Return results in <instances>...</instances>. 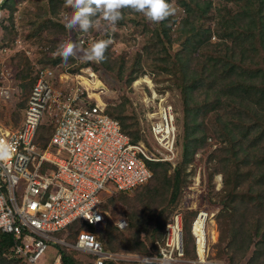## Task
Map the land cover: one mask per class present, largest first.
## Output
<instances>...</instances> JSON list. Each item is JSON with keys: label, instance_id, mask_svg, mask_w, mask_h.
Listing matches in <instances>:
<instances>
[{"label": "built area", "instance_id": "1", "mask_svg": "<svg viewBox=\"0 0 264 264\" xmlns=\"http://www.w3.org/2000/svg\"><path fill=\"white\" fill-rule=\"evenodd\" d=\"M7 1L0 0V110L21 97L19 86L13 84L16 73L9 63L11 55L5 53L24 49L26 42L19 24L12 43L3 41L2 29L10 25ZM80 40L82 46L91 47L88 36L82 35ZM87 67L84 71L93 79L95 71ZM76 74L60 76L68 84L62 89L55 86L56 71L38 67L21 125L10 128L0 123V141L15 149L11 159L0 161V231L13 236L11 255L24 264H39L51 247L55 256L51 264H63L62 249L87 258H79L81 264H123L100 240L106 222L104 199L147 184L153 176L148 162L171 160L142 141L132 143L120 121L106 113L105 104L91 101L82 76ZM160 100L161 108L151 116L156 119L151 133L159 148L170 155L175 149L176 115L163 95ZM43 125L53 127L46 149L37 142ZM209 217L208 212L200 211L191 227L196 258L186 256L182 215L175 213L144 262L230 264L211 257L205 233ZM75 224L81 229L72 242L70 228ZM116 225L121 230L129 227L127 218Z\"/></svg>", "mask_w": 264, "mask_h": 264}, {"label": "trees", "instance_id": "2", "mask_svg": "<svg viewBox=\"0 0 264 264\" xmlns=\"http://www.w3.org/2000/svg\"><path fill=\"white\" fill-rule=\"evenodd\" d=\"M63 3L64 0H42L37 14L28 23L32 28L30 33L35 35L51 25L50 14L58 12ZM169 3L180 7V20H176V15L160 23L142 20V26L151 33L144 53H138L126 71L125 62L120 61L123 68L112 74L114 79L117 75L126 79V73V83L130 84L138 74L145 73V67L157 72L158 77L163 71L172 77L182 95L186 129L182 143L184 159L176 166L173 177L168 175V163L148 162L153 176L145 185L155 193L172 188L178 197L194 154L201 148H209L210 137L215 139L219 147L211 160L216 158L218 167L215 165L210 173L211 178L216 173L224 177V194L215 205L221 207L220 213L229 228L226 251L231 261L242 252L243 259L251 253L250 261L264 264V0H169ZM13 4L8 0L5 6L13 10ZM214 37L218 42H211ZM59 62H63L61 58ZM105 62L109 61L100 62L99 67L105 68ZM31 73L23 71L17 75L26 91L23 90L22 108L26 107L36 81ZM106 113L120 121L132 143L143 139L128 99L108 105ZM51 127H40L37 142L42 148L48 147L53 135ZM141 197L144 203L151 204L153 196L148 189ZM103 210L106 211L104 205ZM136 210V218L147 215L146 208ZM250 211H254L251 224L248 223ZM185 223L186 256L193 259L196 249L190 231L192 223L187 218ZM70 229L74 234L69 240L74 242L81 225L75 224ZM109 234V243L114 242V246L135 245L132 235L123 236L118 228L109 230ZM163 235L164 227L154 242ZM13 246V236L0 231V264H24L11 255ZM61 254L63 264L82 263L75 251L62 249Z\"/></svg>", "mask_w": 264, "mask_h": 264}, {"label": "rangeland", "instance_id": "3", "mask_svg": "<svg viewBox=\"0 0 264 264\" xmlns=\"http://www.w3.org/2000/svg\"><path fill=\"white\" fill-rule=\"evenodd\" d=\"M12 1L14 2L13 10L9 9L10 25L2 29L1 36H3V41L5 43H12L15 35V25L17 24H19L26 35L24 49L19 47V50L11 49V53H5V55H11L9 63L16 73V80L13 84L19 86L21 97L18 96V98L14 102L8 104L5 109L0 110V123L10 128L19 127L22 123L24 107L22 108L20 104L24 99V89H22L21 82L17 78L20 72H32V77H35L38 67L51 68L56 71L57 75L55 86L62 89H65L68 84L61 82L60 76L63 74H71L74 76L78 73L82 76V84L88 88L89 94L93 98V100H91L92 102H98L99 104L104 103L106 108L108 105L122 103L124 98L132 103L134 115L137 118L139 128L143 135L141 141L152 147L151 149L156 151L157 154L171 159L168 162H164V164L167 165L168 163L170 165L168 168V175L173 177L176 166L184 159L182 143L186 129L184 126V105L180 89L174 81L171 80V76L160 71V76L158 77L157 72L151 71L147 67L144 68L145 73L138 74L130 84L126 83V79L128 78L126 73H124L126 79H120L118 75L114 79L112 76V74L118 73L119 68H123L120 61L125 62L124 70L126 71V68L135 62L137 54L144 53V47L151 33L147 31L145 26H142L141 21L144 20L145 23L146 21H150L147 20L142 13L134 14L129 8H125L122 10V19L117 21L114 27L110 26L103 19L102 15H97L95 18L93 17L95 25L87 31L88 35L86 32L80 30L79 24L70 31L66 27V19L70 17L66 16L71 13L72 9L66 6L64 0L61 9L56 13H51L49 16H52V24L34 35L30 33V31L32 32V28H30L31 26L28 23L32 21V16L37 14L38 4H41L42 0ZM172 4L176 7V20L179 21L182 17L180 7L175 6V3ZM210 23L213 28V22ZM82 35L89 37L90 44L98 39H110L112 41L105 53V60L109 61L105 62L107 64L105 68L102 69L99 67L100 61L92 63L91 60L84 58L85 53L90 47L81 45L80 39ZM68 39L80 43V51L77 53L79 56L77 58H72V60L69 58L67 63L59 62V58L61 57L56 54L59 45ZM211 42L216 43L218 39L214 37ZM9 46L10 45L6 47L8 48ZM7 57L9 56H5L4 58ZM15 59L17 61L16 64L14 63ZM87 66L95 71V77L93 79H90L84 71L88 68ZM76 68L79 69L75 70ZM82 69L84 71L83 73L81 72ZM25 92L24 90V93ZM161 95L173 106L176 115L175 149L173 154L170 155H167L166 152L159 148L151 133L152 125L156 121V119H153L151 116L157 112L163 104L162 100H160ZM208 144L210 145L209 148L199 149L194 154L192 162L188 164L185 183L178 197L174 196L172 188H169L167 191L166 188H164L162 191L155 193L152 192L150 188L146 187V185L145 187L137 188L129 193H118L105 197L103 205L106 209V211L104 210L106 212V222L100 230V237L105 249L110 253L118 255L121 263L146 264L144 260L147 256H150L155 237L162 232L163 227H165V224L172 214L180 213L182 215L184 227L186 218L187 222L189 221L191 224L200 211H205L210 214L205 233L212 258L230 264H245L246 262L254 264L256 262V260L253 259L251 260L252 262L249 260L251 253L243 259L242 252L234 258L236 259L235 261H231V256L228 255L226 251L227 243L230 240V235H228L229 228L226 223V218L222 217L220 213L221 207L215 205L218 204L224 194V177L223 174L216 173L211 178L210 173L215 170V165V167H218L217 159L214 158L211 160V155L219 145L217 141L211 137L208 139ZM146 189H148L151 196H153L151 204H146L142 201L141 196H144ZM137 208L139 210L146 208L147 215L138 213L140 215L136 218L134 212H137ZM249 213L248 223L251 224L254 211H250ZM122 218H127L129 223V227L124 230L119 229L116 225ZM113 228H118L123 236L132 235L135 245L130 248H123L122 245L119 247L114 246V242L109 243V230ZM260 235H262V231ZM260 239V237L256 238V240L259 241ZM139 242L140 244L138 245L137 243ZM79 257L87 259L82 255H79ZM54 259L55 256L53 254V248L51 247L40 259L39 264H51L54 262Z\"/></svg>", "mask_w": 264, "mask_h": 264}, {"label": "clouds", "instance_id": "4", "mask_svg": "<svg viewBox=\"0 0 264 264\" xmlns=\"http://www.w3.org/2000/svg\"><path fill=\"white\" fill-rule=\"evenodd\" d=\"M65 3L72 9L71 13L66 16L70 17L66 19V27L70 31L79 24L80 30L87 32L95 25L93 17L97 15H102L103 19L114 27L117 21L122 19V10L125 8L142 13L152 23L163 22L176 14V8L172 3H169V0H65ZM111 43L110 39L95 40L85 53L84 58L103 62ZM79 51L80 43L68 39L59 45L56 54L61 57L64 63H67L69 58H77ZM14 151V145L0 141V161L11 159ZM76 254L79 253L76 252ZM79 255L77 256L78 259L80 258Z\"/></svg>", "mask_w": 264, "mask_h": 264}, {"label": "bare ground", "instance_id": "5", "mask_svg": "<svg viewBox=\"0 0 264 264\" xmlns=\"http://www.w3.org/2000/svg\"><path fill=\"white\" fill-rule=\"evenodd\" d=\"M152 83V82H151ZM214 233V232H213ZM204 235V234H203ZM216 236V235H215Z\"/></svg>", "mask_w": 264, "mask_h": 264}]
</instances>
